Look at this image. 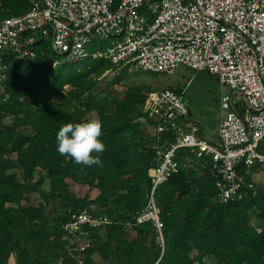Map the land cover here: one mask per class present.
<instances>
[{
    "label": "trees",
    "instance_id": "1",
    "mask_svg": "<svg viewBox=\"0 0 264 264\" xmlns=\"http://www.w3.org/2000/svg\"><path fill=\"white\" fill-rule=\"evenodd\" d=\"M40 1L0 0V21L25 14ZM36 37L40 41L29 46L34 58L5 57L10 68L9 98L0 100V264H79L63 224L70 212L90 205L114 222L91 230L92 246L80 264H209L208 258L215 264H264V187L244 174L245 183L255 188L244 186L241 200L219 202L221 179L183 151L177 156L179 170L158 190L164 243L149 222L127 228L124 222L135 221L146 206L158 151L156 137L146 140L142 134L143 119L157 124L143 107V88L130 85L122 98L101 95V103L97 78L117 67L94 58L95 49L60 66L68 56L57 53L51 39ZM95 109L106 145L103 166L78 165L58 153L56 135L66 123L90 120L87 115ZM163 139L175 142V135ZM259 151L264 155V141ZM260 167L264 162L258 161L252 174ZM70 182L98 194L80 197ZM51 206L65 215L52 217Z\"/></svg>",
    "mask_w": 264,
    "mask_h": 264
},
{
    "label": "built area",
    "instance_id": "2",
    "mask_svg": "<svg viewBox=\"0 0 264 264\" xmlns=\"http://www.w3.org/2000/svg\"><path fill=\"white\" fill-rule=\"evenodd\" d=\"M30 34L51 39L57 53L77 60L90 55L88 45L97 37L116 38L109 48L93 53L116 71L175 74L187 66L217 76V142L191 121L185 91L166 88L148 97L157 116V158L149 171L152 185L146 206L135 221L124 222L127 228L149 222L164 243L158 190L179 170L180 151L194 155L221 179L219 202L241 200L244 186L255 188L243 175H252L256 163L264 162L259 151L264 141V0H41L29 12L0 21V100L9 98L5 57L23 60L36 55L29 47L36 36L28 40ZM167 133L175 135V142L163 139ZM161 141L170 146L163 148ZM113 222L93 205L70 212L63 229L79 264L92 246L91 230Z\"/></svg>",
    "mask_w": 264,
    "mask_h": 264
},
{
    "label": "rangeland",
    "instance_id": "3",
    "mask_svg": "<svg viewBox=\"0 0 264 264\" xmlns=\"http://www.w3.org/2000/svg\"><path fill=\"white\" fill-rule=\"evenodd\" d=\"M119 38L118 40H121ZM116 38H112L110 41H116ZM40 37H36L35 42H39ZM108 42L100 37H97L89 45V50H100L102 45L105 44L106 48L111 46L112 42ZM107 42V43H106ZM60 66H63L65 62L69 61V58L62 56ZM80 60L74 59V62ZM74 65L75 63L71 61ZM68 67H71L68 65ZM125 71H114L103 73L98 79L97 91H102L98 98L102 103L101 95L109 94L111 97L122 98L125 95L127 88L132 85L138 88H143L142 100L145 101L144 106L149 114L153 112V108L150 107L148 97L150 94H156L160 91L170 89H180L185 91V98L188 106L192 112L193 120L202 123L205 135L207 139L217 142L218 137V123L221 114L220 100H221V86L216 75L211 74L207 71H195L187 66H181L175 74L165 73H153L149 71H137L132 73L123 74ZM124 76V79L120 82L108 85L110 81ZM59 100V99H58ZM73 107V105H71ZM114 107V106H110ZM84 109V107H82ZM81 109V110H82ZM87 117L91 119H98L97 110L95 109L92 113H89ZM157 118V116H154ZM143 119V118H142ZM141 119V120H142ZM142 134L146 137L155 138V127L148 124L146 119H143ZM148 134L150 136H148ZM252 178L256 181L259 186L264 187V167H260L254 171ZM49 181H46V185ZM71 190L80 197L89 195V197H95L97 190H90L88 185L76 184L70 182ZM33 201L35 204L39 202L38 195H34ZM49 214L52 217H63L65 210L62 208H49ZM209 264H215V261L211 258L207 259Z\"/></svg>",
    "mask_w": 264,
    "mask_h": 264
},
{
    "label": "clouds",
    "instance_id": "4",
    "mask_svg": "<svg viewBox=\"0 0 264 264\" xmlns=\"http://www.w3.org/2000/svg\"><path fill=\"white\" fill-rule=\"evenodd\" d=\"M101 135L102 122L99 119L66 123L56 135L57 151L61 156L70 157L78 165L102 167L101 156L106 145L101 141Z\"/></svg>",
    "mask_w": 264,
    "mask_h": 264
},
{
    "label": "crops",
    "instance_id": "5",
    "mask_svg": "<svg viewBox=\"0 0 264 264\" xmlns=\"http://www.w3.org/2000/svg\"><path fill=\"white\" fill-rule=\"evenodd\" d=\"M136 72H137V71H136ZM190 113H191V115H190V119H191V121L194 122L195 124L199 125V126L201 127L202 134H203L204 136H206V135H205V132H204V129H203V126H202V123H200L199 121L193 120L191 110H190ZM218 124H219V123H218ZM97 194H98V193H97Z\"/></svg>",
    "mask_w": 264,
    "mask_h": 264
}]
</instances>
